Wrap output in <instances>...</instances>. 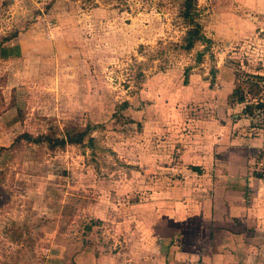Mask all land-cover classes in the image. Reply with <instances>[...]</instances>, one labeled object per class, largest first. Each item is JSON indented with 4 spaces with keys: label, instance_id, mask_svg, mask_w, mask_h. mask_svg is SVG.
Returning a JSON list of instances; mask_svg holds the SVG:
<instances>
[{
    "label": "rangeland",
    "instance_id": "1",
    "mask_svg": "<svg viewBox=\"0 0 264 264\" xmlns=\"http://www.w3.org/2000/svg\"><path fill=\"white\" fill-rule=\"evenodd\" d=\"M180 8L0 0V41L20 33L24 47L0 61V264H73L85 248L105 264H156L164 238L150 234L169 227V198L191 204L180 151L199 132L215 159L248 141L250 173L264 167V0H197L213 43L187 84L203 45L162 51L185 32ZM237 85L253 108L263 101L251 116ZM254 244L264 258L263 236Z\"/></svg>",
    "mask_w": 264,
    "mask_h": 264
},
{
    "label": "crops",
    "instance_id": "2",
    "mask_svg": "<svg viewBox=\"0 0 264 264\" xmlns=\"http://www.w3.org/2000/svg\"><path fill=\"white\" fill-rule=\"evenodd\" d=\"M19 34L0 41L1 62L23 56ZM199 126L208 130L209 119L205 118ZM195 140L196 143L179 149L192 168L188 170L191 181L181 182L193 192L189 198L191 204L176 196L166 201L174 205L173 215L166 219L169 227L150 234L159 236V240L164 238L153 250L158 253L154 259L156 264H248L251 259L252 264L264 263L260 255L251 257L252 252L258 251L254 240L264 238V167L259 169L255 165L254 168L255 172L263 174L261 177L255 176L254 171L250 173L247 151L252 147L248 141L246 145L224 147L221 158L215 159L214 151L209 154V132H199ZM183 154L178 155L182 158ZM183 164L188 168L187 163ZM179 167L176 166L177 170ZM177 205L184 208L181 215L176 213ZM88 251L87 248L81 250L72 263L105 264L101 256L90 258Z\"/></svg>",
    "mask_w": 264,
    "mask_h": 264
},
{
    "label": "trees",
    "instance_id": "3",
    "mask_svg": "<svg viewBox=\"0 0 264 264\" xmlns=\"http://www.w3.org/2000/svg\"><path fill=\"white\" fill-rule=\"evenodd\" d=\"M179 16L182 19V24L185 27V32L179 42L170 43L167 47H164L162 51L171 50V51H183L185 53H190L197 45H203L202 50L196 52L194 65L187 66L184 69V84H187L189 71L202 62L206 52H209L213 41L211 38L206 36L199 22L197 0H181V8L179 11ZM150 59L152 60L153 57ZM212 74L214 75V69L212 70ZM243 90H244L243 87L237 85L235 89L232 91V97L234 99L236 98L237 102L245 104L246 106H244L243 111L245 114L251 116L253 114L254 108L256 109L262 108L263 101L259 99L260 101L255 103L253 108V106L248 104V101L246 100L247 98L245 96L246 92H244ZM250 92H254L253 93L254 95L256 94V90L254 88L252 89L251 87L248 88L247 90V93ZM65 142L70 144H81L82 139H78V140L69 139L66 140ZM63 143L64 141L58 142V144H63ZM193 169L198 170L197 168L194 167ZM253 174L257 177H261L263 175L257 172H253Z\"/></svg>",
    "mask_w": 264,
    "mask_h": 264
}]
</instances>
